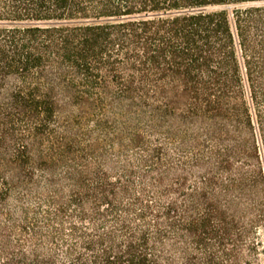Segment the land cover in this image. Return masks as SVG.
I'll return each mask as SVG.
<instances>
[{
	"label": "trees",
	"instance_id": "16d2710c",
	"mask_svg": "<svg viewBox=\"0 0 264 264\" xmlns=\"http://www.w3.org/2000/svg\"><path fill=\"white\" fill-rule=\"evenodd\" d=\"M261 145L264 0H0L1 264H235Z\"/></svg>",
	"mask_w": 264,
	"mask_h": 264
},
{
	"label": "rangeland",
	"instance_id": "374dc122",
	"mask_svg": "<svg viewBox=\"0 0 264 264\" xmlns=\"http://www.w3.org/2000/svg\"><path fill=\"white\" fill-rule=\"evenodd\" d=\"M261 161L264 167V150L261 145ZM245 198L240 204L232 208L242 222L249 227V232L244 234L242 247L235 253V264H264V220L250 224V220L257 219L262 207L258 202V197L264 198V188L261 190L247 189L244 192ZM264 201V200H263ZM249 223V224H248ZM220 258H227L225 255H219ZM193 257L202 258L204 256L193 254ZM2 259H0V264ZM231 264V263H225Z\"/></svg>",
	"mask_w": 264,
	"mask_h": 264
}]
</instances>
